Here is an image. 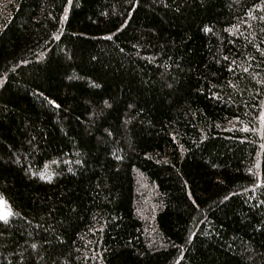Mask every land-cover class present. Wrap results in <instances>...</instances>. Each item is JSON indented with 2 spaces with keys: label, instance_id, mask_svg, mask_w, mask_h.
Returning <instances> with one entry per match:
<instances>
[{
  "label": "trees",
  "instance_id": "obj_1",
  "mask_svg": "<svg viewBox=\"0 0 264 264\" xmlns=\"http://www.w3.org/2000/svg\"><path fill=\"white\" fill-rule=\"evenodd\" d=\"M0 264H264V0H0Z\"/></svg>",
  "mask_w": 264,
  "mask_h": 264
},
{
  "label": "snow or ice",
  "instance_id": "obj_2",
  "mask_svg": "<svg viewBox=\"0 0 264 264\" xmlns=\"http://www.w3.org/2000/svg\"><path fill=\"white\" fill-rule=\"evenodd\" d=\"M9 215H11V212L7 206V202L0 197V219L6 220Z\"/></svg>",
  "mask_w": 264,
  "mask_h": 264
},
{
  "label": "rangeland",
  "instance_id": "obj_3",
  "mask_svg": "<svg viewBox=\"0 0 264 264\" xmlns=\"http://www.w3.org/2000/svg\"><path fill=\"white\" fill-rule=\"evenodd\" d=\"M0 197H2L3 198V200L4 201H6L7 202V206L9 207V209H10V212H11V214H12V210H11V207H10V205H9V203H8V201L0 194ZM11 217V215H9L8 217H7V219H9Z\"/></svg>",
  "mask_w": 264,
  "mask_h": 264
}]
</instances>
